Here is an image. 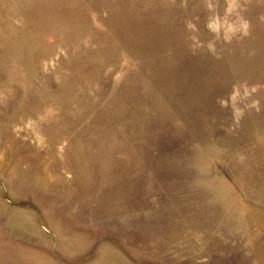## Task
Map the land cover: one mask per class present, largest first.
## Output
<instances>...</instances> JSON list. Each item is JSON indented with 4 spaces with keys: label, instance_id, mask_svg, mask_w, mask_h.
<instances>
[{
    "label": "rangeland",
    "instance_id": "1",
    "mask_svg": "<svg viewBox=\"0 0 264 264\" xmlns=\"http://www.w3.org/2000/svg\"><path fill=\"white\" fill-rule=\"evenodd\" d=\"M0 264H264V0H0Z\"/></svg>",
    "mask_w": 264,
    "mask_h": 264
},
{
    "label": "clouds",
    "instance_id": "2",
    "mask_svg": "<svg viewBox=\"0 0 264 264\" xmlns=\"http://www.w3.org/2000/svg\"><path fill=\"white\" fill-rule=\"evenodd\" d=\"M210 27H214V26L210 25Z\"/></svg>",
    "mask_w": 264,
    "mask_h": 264
}]
</instances>
